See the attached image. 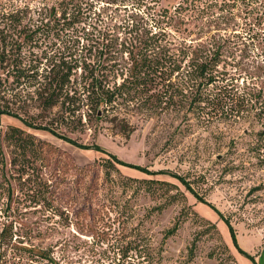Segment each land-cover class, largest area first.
I'll return each mask as SVG.
<instances>
[{
    "label": "rangeland",
    "instance_id": "rangeland-1",
    "mask_svg": "<svg viewBox=\"0 0 264 264\" xmlns=\"http://www.w3.org/2000/svg\"><path fill=\"white\" fill-rule=\"evenodd\" d=\"M45 1L53 4L55 0H0V17L16 5H28L35 29L37 20L47 15L42 9ZM77 1L83 9L79 23L42 36L26 48L27 62L40 67L41 72L50 64L43 57L46 55L72 53L93 64L106 52L111 39H132L128 22H138L147 14L159 18L156 10L182 4L178 17L181 31L166 26L162 31L153 30L164 35L163 47L184 66L201 54L220 51L214 74L229 86L230 94L241 96L263 86L264 49L258 40L234 24L218 27L204 18L202 4L197 5L200 10L194 7V0ZM162 18L166 25V16ZM8 32L16 41V32ZM214 35L222 40L212 38ZM9 41L13 43L11 37ZM115 57L125 66L122 55ZM189 72L173 79L181 90L177 100L184 102L179 106L158 113L131 106L122 111L101 110L102 121L95 120L97 112L92 110L91 123L80 125L72 116L69 123L53 126L59 134L89 149L78 148L48 131L28 128L18 119L0 117L4 153L0 154V231L13 222L16 245L49 254L48 259H41L22 252L16 264H264V143L256 136L262 125L242 117L215 119L206 115L208 120H201L188 108L195 80ZM35 90L28 87L5 96L14 110H21L35 105ZM26 109L39 114L35 107ZM57 112L46 113L42 122L50 123L58 117ZM115 118L118 120L112 121ZM123 120L132 130L130 137L120 131ZM10 127L57 148V153L43 152L41 158L47 166L41 170H47V175L42 173L47 180L57 179L60 184L59 211L42 203L19 202L26 187L11 164L14 149L3 141ZM110 157L124 165L112 169L116 171L106 181L101 170ZM176 223L179 230L167 237Z\"/></svg>",
    "mask_w": 264,
    "mask_h": 264
},
{
    "label": "trees",
    "instance_id": "trees-1",
    "mask_svg": "<svg viewBox=\"0 0 264 264\" xmlns=\"http://www.w3.org/2000/svg\"><path fill=\"white\" fill-rule=\"evenodd\" d=\"M44 3L42 9L47 12V15L37 20L38 26L35 29L31 19V7L28 5H16L14 10L3 12L0 17L1 23H4V28L0 30L2 43L0 117L9 116L18 119L28 128L48 131L78 148L89 149L59 134L53 126L69 123L72 116L76 117L80 125H85L83 121L86 124L91 123L92 110L97 112L95 120L102 121L104 118L101 117V110L103 112L108 109L122 111L131 106L138 110L158 113L168 110L171 106H179L184 102L177 100L181 90L179 84L173 80L174 76L191 71L195 80L193 95L187 104L194 114L199 115L201 120H208V116L215 119L242 117L249 123L257 121L262 125V129L256 133L257 140L264 143V82L259 89L252 88L241 96L230 94L229 86L220 82L219 77L214 74L218 69L220 51L201 54L184 66L171 50L163 47L164 35L153 32L154 29L164 30V26L181 31V22L178 17L182 4L173 9L156 10L159 18H155V14H147L140 21L137 20L138 22H128L126 27L128 29L131 27L129 34L132 39L124 38L122 42H119L118 38L111 39L112 43L106 45V52H102L97 62L93 64L88 63L81 55L72 53L49 57L46 55L43 57L48 59L50 64L43 69L44 72H41L40 67H33L27 62L26 48L36 40H41L42 36L71 29L81 21V10H83L77 0H55L53 4L47 1ZM194 4L196 8H199L197 5L202 4L203 8L199 10L204 13V18L215 21L218 27L219 24L225 26L234 24L235 27L243 28L242 30L247 29L252 33L253 39H257L259 46L264 49V0H194ZM164 16H166V25L162 21ZM153 18L159 19L154 22V25ZM8 31L16 32V41ZM8 37L12 38L13 43L8 42ZM211 37L217 41L222 40V36ZM119 55H122L125 66L116 59L115 56ZM124 55H127V58H124ZM112 58L114 62L110 63ZM28 87L36 88V97L33 98L35 105L27 107H35L38 115H34L32 110L28 111L27 107L14 110L5 96L9 91L17 94ZM55 109L59 111L58 117L50 123H43L42 121L47 117L46 113L53 112ZM114 120L118 118L112 121ZM119 124L120 131L126 137H130L132 130L129 124L124 120ZM3 141L13 147L14 156H12L11 164L16 167V174L21 184L26 187V192L19 202L39 205L42 203L45 208L59 211L62 198L60 184H56L57 179L47 180L45 178L47 170H41L43 165L47 166L46 161L41 158L43 152L57 153V148L17 127H10L4 133ZM0 154L4 155L1 144ZM2 162L4 164V158ZM121 164L124 165L113 157L106 160L103 163L105 170H101L104 171V179L108 181L112 172L116 171L112 169H116ZM139 169L151 173L146 168ZM42 173L45 175L43 176ZM25 176L26 179L23 180ZM175 177L194 196L203 201L187 182L177 175ZM160 183L169 185L166 182ZM9 191L12 197V192ZM225 220L231 227V223ZM14 229V223L11 222L0 231V264H16L17 255L22 256V252L31 253L41 259L49 258L47 250L16 245ZM178 230L179 225L176 223L167 232V237L174 235ZM16 250L20 253L16 254ZM194 255L195 246L190 250V257L193 258Z\"/></svg>",
    "mask_w": 264,
    "mask_h": 264
}]
</instances>
